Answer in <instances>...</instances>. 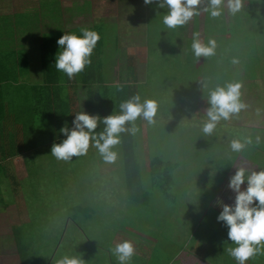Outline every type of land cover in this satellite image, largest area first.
Segmentation results:
<instances>
[{
    "label": "rangeland",
    "instance_id": "obj_1",
    "mask_svg": "<svg viewBox=\"0 0 264 264\" xmlns=\"http://www.w3.org/2000/svg\"><path fill=\"white\" fill-rule=\"evenodd\" d=\"M158 2L159 0H154V4L147 5L148 8L144 10L142 8L145 4L144 0H135L133 8L135 9L134 14L138 16L139 22L136 24L138 27L142 23L152 26L153 30L151 31H154L157 41L152 47L153 58L156 62H163L167 57L178 56L175 41L178 40L179 36L176 30L183 25V28H187L188 21L175 28L166 27L159 14L166 10L157 9L155 4ZM260 2L264 5V0H260ZM125 3L126 0H122V7ZM207 7L208 0H200L198 5L200 13L191 18L198 23L206 24L203 41H206V44L209 40L215 41V45L221 46L219 51L223 56L214 58L217 54V50L214 49L213 54L207 56L206 65L203 67L187 69L168 64L165 69L159 71L152 68L153 72L149 74L148 80L139 83L138 88L141 102L152 100L156 103V113L152 122L142 116L133 122L136 136L139 125L141 133L139 137L143 139L137 140L138 147L134 149V154L131 155L126 150L122 135H120V142L114 147L117 156L112 162L105 161L91 143L84 154L73 155L67 160L54 156L51 151L53 145L46 143L35 151L34 157L30 160L26 161L27 158H25H29L30 155L12 159V166H9L10 169L13 167L14 170L11 172L15 174L17 180L14 179L15 177H4L5 172L9 170L8 168L2 170L0 176V211L7 207L6 213H10L12 221L15 222L19 216L24 221L30 220L28 225L22 226L21 234L25 247L28 243L26 240L31 239V248L39 247L45 249L46 252L51 251L50 255H52L54 251L49 248L62 242L63 250L58 251L55 260L65 255L75 256L81 259L83 264H95L94 255L98 248L108 250H106L107 253H105L106 256L102 262L98 260V264H107L109 260L111 264L115 263L118 259L113 249L118 243L125 240L131 241L134 250L139 252L140 257L136 258V261L143 259L142 251L144 248L147 250L150 246L158 248L167 244L176 253L180 243L185 240V234L178 235L176 232L181 231L182 228H186L188 232L193 231L202 217L200 213L207 209V206L206 208L202 206L205 203L209 204V201L205 200L204 197L210 199L209 190H211V186L208 183L211 180L207 179L201 182L196 178L199 176L194 177L191 174L207 173L208 169L211 172L214 168V166L209 167L208 165L211 163V159L216 163H218V159H235V155L232 156V154L223 152H228L226 142L234 138L233 135L245 136L243 139L247 145H251L252 141L254 144L259 141L261 146H264V132L255 133L253 129H264V107L263 112L258 111L257 101H254V105L249 101V108L247 106L239 113L232 115L236 117L243 114L244 116L239 121L232 123L231 118L221 120L210 135H206L202 131L206 111L209 107L207 95L210 90L227 83L238 82L241 85V100L244 103L245 98L248 100L249 94L252 92L250 87L253 81L260 83L261 79V75L256 77L254 73H248L249 85H247L238 80L239 75L229 73L230 78L225 83L224 75L217 73L215 67L219 65L222 72L228 73L232 69L230 61L234 64L241 63L240 66L246 68L251 64L253 66L256 63H261L263 59L262 54H252L254 50L251 49L250 44L246 47L243 42H235L229 56L225 55L222 49L225 43L219 42L223 40L222 31L227 27L229 17L232 16L231 19L233 20L240 18L241 11L232 13L227 6V0H225L219 16L213 17L204 11ZM78 9L80 11V7ZM22 10H26L25 6ZM60 12V10H49V17L55 14L59 15ZM83 12L81 10L79 17ZM11 14L16 20V31H20L21 25L23 30L30 27L27 18L22 17L21 14L17 16L16 12ZM102 22L103 19L97 20L98 24ZM150 40L153 42L152 36H150ZM236 45L238 47L234 49ZM190 46L192 48V42ZM145 70V62L139 59L140 80L146 78V73L143 72ZM255 77L257 78L256 81L254 80ZM23 78H27L25 73L17 74V78L12 81H18L12 87L16 88ZM38 81L35 82L38 83ZM109 81L120 82V78L111 74ZM243 85L246 89L242 88ZM254 93L261 94L262 91L259 90L258 92L257 90ZM15 94L16 99L22 96L20 92L12 93L11 96L15 97ZM260 102L263 106V97L260 98ZM15 106V103H12V109ZM256 112L261 115L255 117ZM228 123L248 131L235 129ZM44 128L45 126L41 127L40 123L34 125L36 131H42ZM253 135L257 137L253 138L251 142H246V137L250 139ZM28 142L29 144L37 143L35 138H31ZM41 142H46V139H41ZM25 145L28 144L25 142ZM159 156L171 160L172 163L178 165L177 167L182 166L175 174L176 185L174 184L172 188L169 186L168 190L170 194L173 192L183 194L185 196L184 201H181L179 197L177 204H175L170 200V196L165 194L163 188L154 186L153 170L150 163ZM23 161L26 162L25 170L22 169ZM16 163L20 164L18 170ZM183 174H188L189 177L183 176ZM213 174H217L219 177L221 172L215 169ZM233 174L230 172L228 178ZM187 179L189 181L194 179L197 184L200 183V185L198 184L201 190L200 194L192 191V186L187 185ZM136 181H139L140 184L133 188L132 183ZM226 182L228 184V180ZM188 197L193 198L201 212L198 210L188 212V206H192L193 209L195 206V204L187 202ZM17 198L21 200H17ZM144 200L148 202L145 203ZM75 206L88 207L89 210H86L85 213L75 212L73 210ZM169 208L176 212L175 223L170 227L165 223L169 220L167 218ZM20 212H22V216ZM182 216H185L183 221H181ZM1 217H3L2 214ZM210 217L211 214L208 213L206 215L207 221ZM2 219L8 220L7 217ZM68 219L73 220L77 225L73 221L68 224ZM15 222L12 223L17 225ZM11 235L12 232L7 236L10 240H12ZM149 236L158 238V243L149 241ZM111 238H113L114 243L111 242ZM75 239L80 240L82 244H75V247L70 248L69 244ZM209 243L207 242L208 245H210ZM99 245H104L106 249ZM209 251L211 252L210 246ZM99 257L102 258V255ZM210 259L208 257V264H214L211 263ZM132 261L133 258L131 257L127 264ZM171 264L181 263L174 257ZM191 264L206 263L199 259H193Z\"/></svg>",
    "mask_w": 264,
    "mask_h": 264
},
{
    "label": "crops",
    "instance_id": "obj_2",
    "mask_svg": "<svg viewBox=\"0 0 264 264\" xmlns=\"http://www.w3.org/2000/svg\"><path fill=\"white\" fill-rule=\"evenodd\" d=\"M134 1L135 0H126L125 5L122 7V0H0V85L5 88L18 89V91L24 93V90L28 89L27 87H35L44 84V64L42 65V50L44 44L53 42L57 43V40L64 32H79L81 28H90L99 34L100 38L92 52V54H94L93 58H95V64L102 65L105 82L116 87L119 94L122 91L124 92L125 89H128L127 86L131 84V86L135 88V94L140 96L138 85L139 83L148 80L149 74L153 72L152 68H154L155 71H159L165 69L168 64H172L175 67L196 69L206 65L207 56H195L190 46V43L193 42L194 36L202 43L206 44V41H203L206 24L203 22L198 23L193 18L188 20L187 28H183V25L180 29L176 30L179 36L178 40L175 41V49L178 51V56L167 57L163 62H156L153 58L152 52V47L157 42L154 31H151L153 28L151 25H144V23L139 25V27L136 25L139 20L138 16L134 14ZM24 6L26 10H22L24 9ZM16 7L17 9H15ZM78 7H80V11ZM142 8L145 10L148 6L143 4ZM34 10H36V12H34ZM49 10H60L61 12L59 15L55 14L54 16L49 17ZM81 10L84 12L79 17ZM240 11L241 17L235 18L234 20L231 19L232 16L229 17L228 25L222 31L223 40L219 41L225 43L222 49L224 50L225 55L229 56L232 45L235 42H243L246 47L250 44L251 49L254 50L252 54H262L263 59L261 60V63H256V65L253 66L251 64L246 68H242L240 66L241 63L234 64L230 61L232 69L230 72L228 71V73L222 72L219 65L215 68L217 69V73L224 75L223 79L225 83H227L230 78L229 73L239 75L238 80L247 85H249L248 73H254L256 77H258L257 75H261L260 83L253 81V84L250 87L252 92L249 94L248 100L245 98L244 104H247L249 108V101L252 102V105H254V101H257V106H259L257 110L263 112L264 103L262 106L260 98L263 97L264 100V5L261 4L260 0H243V6ZM13 12H16L17 16L21 14L22 17L28 19L30 27L27 30H23L22 25L20 31L15 30L16 20L11 14ZM197 17L200 18V16ZM101 19H103V22L98 24L97 20ZM249 31L250 34H248ZM233 33L235 34L233 35ZM150 36L153 37V42H151ZM219 47L221 46L215 45L214 49L217 50V54L214 58L217 56H223L221 51H219ZM237 47V45L234 46V49H237ZM139 59L143 60L146 64V70L143 71L146 73V78L144 80L139 79V73H141L138 71ZM23 73L27 75V78H23L16 88L12 87V85L16 84L18 80L16 82L12 80L10 81V75H14L15 78H17V74L22 75ZM40 73H42L41 77L39 76ZM111 74L119 77L120 82L109 81V75ZM256 77L254 78L255 81L257 80ZM35 81H38V83ZM242 88L246 89L244 85ZM257 90L258 92L259 90L262 91V93H254ZM86 91L87 90H81L79 92L77 100L78 105H82L86 101ZM122 96L118 100L119 103H115V107H118L117 112H119L120 102L124 100ZM111 99L114 100V102L116 100L113 98ZM6 102L3 101V104H1V106H3L1 112L3 113H0V123H2L3 126H0V155L2 150L1 144H3L1 139L3 135L2 133L9 134L8 130L10 128L7 124L10 113L7 111L8 109L6 106H8V103ZM34 102V99H29L27 93L22 94L20 98L16 99V105L18 104L24 107L32 105ZM4 112L7 114L4 115ZM259 115H261L259 112H256V116L254 113L255 117H258ZM243 116L244 115L242 114L236 117L231 116L230 118L233 123L237 120L239 121ZM36 123H39V121H36ZM130 124L131 129H134L131 134L137 148V140H143L139 137L141 134L139 125L137 127L136 136L133 122ZM228 124L235 129L239 128V126H235L231 123ZM239 129L248 131L241 127ZM253 129L255 130V133L264 132V129L262 128ZM43 130L36 131V146L32 147L29 151H20L17 156H12L6 164L0 168V171L4 170V167L9 169L5 172L4 177L14 178V173L11 172V170L14 169L13 167L10 169L9 166L12 164L13 158L30 155L29 158L25 157L27 158L26 161L30 160L34 157L35 151L40 146L46 145L39 144V141L37 140L38 136L41 135L40 133L44 132ZM233 136L234 138H231L226 142L228 152H223L225 154H232V156L235 155V159H218V163L211 159V163H208L209 167L214 166L211 172L208 169L207 173L202 172L201 174H191L194 177L199 176L196 178L201 182L207 179L211 180L210 183H208L209 186H211V190H209L210 199L204 197L205 200L209 201V204L205 203L202 206L204 208L207 206V209L200 213L202 217L197 222V226L193 231L188 232L186 228H182L181 231L176 232L178 235L185 234V240L180 243L177 252L175 253L171 246L167 244L162 247L159 246L158 248L150 246L147 250L144 248V251H142L143 259H138V261H136V258H139L140 254L134 250L132 255L133 261L130 264H171L174 257L181 264H191V260L193 259H199L208 264V257L211 258V263L214 264H236V261L229 256L225 250L226 247L231 246L232 242L227 238V227L216 221V215L219 212V208L215 206V201L217 197L223 198L227 203H232L234 201V193L228 190L226 185L230 172L235 173L241 166L245 167L249 172H259L264 170V146H261L262 144H260L259 141L257 144H254L252 141L251 145H247L243 139L245 136ZM49 137L50 135L48 134L46 138ZM255 137L257 136L253 135L250 139L249 137H246V142H251ZM233 140H239L243 145L240 151H233L231 148V142ZM241 154L242 157H240ZM159 157L164 158L163 156ZM164 160L167 159L164 158ZM1 162L2 158L0 157V164ZM25 165L26 162L23 161L22 169L24 170ZM19 166L20 164L16 163L17 170L19 169ZM181 168L182 166L176 168L174 171V178L175 174ZM215 169L220 170L221 174L219 177H217V174H213ZM184 175L189 177L188 174H183V176ZM14 179L17 180L16 178ZM195 183L194 179H190V181L187 179V185L192 186V191L200 194V183H198L199 185ZM16 191L18 190L16 189ZM179 197L181 198V201H184L185 196L183 194L173 192L172 195H170V200L177 204ZM188 198L189 200H187V202L195 204L194 209L192 206L187 207L188 212L193 210L201 212L193 198ZM17 200L21 199L17 198ZM144 202L147 203L148 201L144 200ZM6 209L7 207H5L3 211H0V264H54L58 251L63 250L62 242L56 243L49 248L54 251L52 255H50L51 251L46 252L45 249L39 247L36 249L31 248V239L26 240L28 243L25 247L21 234L22 226H24V224L28 225L30 220L24 221L19 216L17 222L12 221L10 213H6ZM208 213L211 214V217L208 218L209 220L207 221L206 215ZM1 214L3 217H7L8 220L2 219L3 217H1ZM20 215L22 216V212H20ZM175 216L176 212L172 208H169L167 210V218L169 220L165 221L168 227L174 225ZM184 217L185 216L181 217V221L184 220ZM71 221L73 220L68 219L67 223H72ZM12 222L17 223V225ZM75 225L77 224L75 223ZM10 232H12V240L7 237ZM148 238L149 241H156L158 243V238L153 236H149ZM113 241V238H111V242ZM207 242H210V245H208ZM75 244L81 245L82 242L75 239L69 244V247L73 248L75 247ZM99 246L105 248L104 245ZM209 246L211 252L209 251ZM106 250L98 248L95 251V264H98V260L102 262V259L106 256L105 253L108 251ZM100 255H102V258L99 257ZM107 264H111V261L109 260ZM112 264H120V262L116 261ZM246 264H264V249H262L261 253L249 258L248 261H246Z\"/></svg>",
    "mask_w": 264,
    "mask_h": 264
},
{
    "label": "clouds",
    "instance_id": "obj_3",
    "mask_svg": "<svg viewBox=\"0 0 264 264\" xmlns=\"http://www.w3.org/2000/svg\"><path fill=\"white\" fill-rule=\"evenodd\" d=\"M225 0H208L204 9L211 16H219ZM146 5H153L154 0H144ZM200 0H159L157 9H165L161 15L162 23L168 28L185 24L193 15L199 13ZM227 6L232 13L238 12L243 6V0H227ZM99 34L89 28H81L79 32H64L57 40L59 46L55 54V69L69 80L80 73L90 63L91 54L99 40ZM215 41L202 43L194 36L192 50L195 56L212 55ZM240 83H227L210 90L207 95L209 105L202 131L210 135L221 120L229 119L239 113L247 105L241 100ZM156 113V103L143 100L139 95L133 96L119 105V112L103 117L91 115L85 111L75 114L71 127L60 128L65 138L60 143H54L52 154L60 159H69L73 155L84 154L90 143L97 149L101 157L112 162L117 153L114 147L120 142V133L128 131L126 124L134 122L138 117L152 122ZM98 122L104 128L96 132ZM134 131V129H131ZM243 145L239 140L231 142L233 151H240ZM227 188L234 193V201L227 203L217 197L215 206L219 208L216 221L227 227V238L232 242L226 247V252L236 264H246L249 258L261 253L264 249V170L249 172L241 166L228 178ZM120 264H127L134 253L131 241L118 243L113 249ZM54 264H83L75 256H62Z\"/></svg>",
    "mask_w": 264,
    "mask_h": 264
},
{
    "label": "trees",
    "instance_id": "obj_4",
    "mask_svg": "<svg viewBox=\"0 0 264 264\" xmlns=\"http://www.w3.org/2000/svg\"><path fill=\"white\" fill-rule=\"evenodd\" d=\"M58 48L59 46L56 42L44 44L42 50V65L44 64L43 76L45 83L35 87H27L28 89L24 90V93L28 94L30 100H35L32 105L26 107L16 105V94L15 97H12L11 94L22 92L18 91V89L11 90L0 85V113H3L1 112L3 108L1 104H3V101H7L8 106L6 107L10 113L9 121H7V124L10 126L8 130L9 134L2 133L1 138L3 144H1L2 150L0 157L2 158V162L0 168L12 156H17L20 151H29L37 145V143L29 144L28 142L31 138L37 136L36 130H34L36 121H39L41 127L45 126L44 132L40 133L41 135L38 134L40 135L37 139L39 144L47 143L53 145L54 143H60L65 138L59 130L66 125L71 127V122L74 120L76 113L85 111L91 115H98L102 120L103 117L117 113L118 107H115V103L118 102L122 94L124 100L120 104L136 96L134 92L135 88L131 84L127 86L128 89H125L120 94L116 87L107 84L102 72V65L95 64L94 54H91L90 63L73 79L69 80L55 69V54ZM14 78V75H10L9 77L10 81ZM81 90H87V98L84 104L78 105L77 100ZM111 98L116 99L115 102ZM12 103L16 105L14 109L11 107ZM16 117L18 122L16 121ZM125 127L129 130L120 133V135L124 138L123 145L126 150L132 155L134 154V149H136V143H134L131 134V124L128 123ZM103 128V123L98 122V127L95 131L100 132ZM48 134L50 137L46 138ZM41 139H46V142H41ZM25 142L28 145H25ZM150 164L153 170L154 186L163 188L167 196L172 195L169 193L168 187L171 186L172 188L175 184L174 171L178 165L172 163L171 160H164L161 157L154 158ZM13 177L16 178L15 174H13ZM139 184V181L132 183L134 185L133 188H136ZM73 210L75 212L85 213L89 208L75 206Z\"/></svg>",
    "mask_w": 264,
    "mask_h": 264
}]
</instances>
